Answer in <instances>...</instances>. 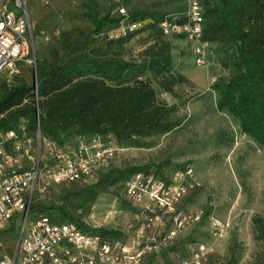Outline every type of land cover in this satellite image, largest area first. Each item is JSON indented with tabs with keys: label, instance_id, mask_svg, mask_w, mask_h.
<instances>
[{
	"label": "rangeland",
	"instance_id": "374dc122",
	"mask_svg": "<svg viewBox=\"0 0 264 264\" xmlns=\"http://www.w3.org/2000/svg\"><path fill=\"white\" fill-rule=\"evenodd\" d=\"M96 2L100 18L108 12L111 17H121L119 9L125 8L129 20L145 11L177 15L188 6L187 0ZM203 3L210 8L219 5L217 0H203ZM151 22L143 20V26L124 44L126 59L141 61L145 48L159 39L150 28ZM73 23L75 27L65 32L76 27L88 30L90 25L84 19H75ZM114 29L105 28L102 36L92 40L91 47L105 45L104 37ZM61 33L55 37L34 33L30 56L35 54L39 61L48 60V50L57 44ZM163 40L170 43L171 72L181 73L187 81L177 85L171 94L159 87V77L147 74L145 79L157 91L158 101L175 106L173 115L180 125L168 133L156 132L132 143L115 140L113 146L117 152L110 169L114 167L116 172L108 184L93 187L94 180L85 177L70 184H56L42 195L40 203L55 208L63 206L74 219L94 230L113 231L108 236L110 241H119L132 251L155 246L156 249L147 250L143 255L141 264H218L230 258L237 264H252L260 250L259 243L253 239L252 222L256 216L264 217V146L242 131L240 120L226 109L219 110L217 103L218 85L235 75L236 51L231 46L209 43L207 65L199 67L193 44L185 37L165 36ZM20 67L18 79L33 84V68L25 62ZM77 144L75 137L66 146L72 149ZM44 152L47 155L45 149ZM141 167L163 175L169 182L174 172L192 170L181 184L185 194L176 211L165 216L162 224L147 221L143 217L148 215L127 201L126 187L131 178L128 170ZM92 190L100 192L93 195ZM53 212L63 217L61 210ZM199 212L203 213L199 223L182 231L175 228L174 217ZM218 230L222 235L217 234ZM0 240L8 253H15L19 240L16 229L0 233ZM202 246L206 248L205 253L201 260L196 259Z\"/></svg>",
	"mask_w": 264,
	"mask_h": 264
},
{
	"label": "trees",
	"instance_id": "16d2710c",
	"mask_svg": "<svg viewBox=\"0 0 264 264\" xmlns=\"http://www.w3.org/2000/svg\"><path fill=\"white\" fill-rule=\"evenodd\" d=\"M204 7L203 40L211 44L231 46L235 75L220 91L218 109H226L240 120L241 129L264 146V0H217L218 6ZM84 19L94 25L86 32L82 28L61 33L52 45L48 60H37L38 100L34 84L15 79V84L2 82L0 86V129H9L21 120L31 132L36 131L37 111L43 137L59 147L71 138L97 134L113 135L117 142H135L140 137L156 132L168 133L178 127L174 118L175 106L158 101L157 91L145 79L147 74L159 77L158 85L166 93L187 81L184 75L171 72L170 43L160 30L168 14L147 11L134 14L132 21L152 20L150 28L158 34L154 43L145 48L141 61L125 58L124 44L134 34L111 40L105 45L91 47L95 37L102 36L108 26L117 28L123 17H111L108 12L100 18L95 0L83 4ZM140 17V18H137ZM184 38L183 35L177 36ZM160 38H162L160 40ZM132 176L145 167L128 170ZM116 172L114 167L99 176L93 187L106 185ZM122 172V171H118ZM100 190H92L98 195ZM35 211L45 212L60 222H77L93 234L110 236V230H94L74 219L63 206L34 205ZM61 210L63 217L54 214ZM253 239L260 250L252 264H264V217L256 216L252 222ZM217 264V263H215ZM218 264H237L233 258Z\"/></svg>",
	"mask_w": 264,
	"mask_h": 264
},
{
	"label": "built area",
	"instance_id": "2783aa9c",
	"mask_svg": "<svg viewBox=\"0 0 264 264\" xmlns=\"http://www.w3.org/2000/svg\"><path fill=\"white\" fill-rule=\"evenodd\" d=\"M28 4L29 0H0V80L9 86L19 77L21 63L33 69L36 65L35 54L30 56ZM187 5L183 13L166 15L160 30L164 36L183 35L193 44L197 65L205 67L209 42L203 40L204 7L200 0H187ZM119 12L123 19L109 33L111 40L143 26V20H129L125 8ZM34 95L38 100V83L34 84ZM38 111L36 131L31 132L24 120L0 129V233L16 229L19 238L14 254L8 253L0 240V264H141L143 255L155 246L132 251L119 241L111 242L108 236L84 230L77 222L56 221L33 209L42 205V195L56 184H70L84 177L98 182L117 152L114 136L102 134L77 137L78 144L72 149L70 145L59 147L41 134ZM191 174V169L176 171L169 182L161 174L135 173L127 182V201L148 215L143 217L147 221L162 224L165 216L176 211L185 194L181 184ZM202 214L174 217L175 228L182 231L199 223ZM205 250L202 246L196 259L201 260Z\"/></svg>",
	"mask_w": 264,
	"mask_h": 264
},
{
	"label": "crops",
	"instance_id": "0c3cea01",
	"mask_svg": "<svg viewBox=\"0 0 264 264\" xmlns=\"http://www.w3.org/2000/svg\"><path fill=\"white\" fill-rule=\"evenodd\" d=\"M83 2H87V0H29L28 10L32 24V39H34V33L37 36L47 35L55 37L56 34L64 33L67 29L75 27L73 23L75 19L78 21L79 19H84V8L80 6ZM88 24L91 25H87L89 27L88 30L86 28L82 29L87 32L93 31L94 25ZM108 28L110 29L111 26ZM111 31H108V33Z\"/></svg>",
	"mask_w": 264,
	"mask_h": 264
},
{
	"label": "water",
	"instance_id": "95a60500",
	"mask_svg": "<svg viewBox=\"0 0 264 264\" xmlns=\"http://www.w3.org/2000/svg\"><path fill=\"white\" fill-rule=\"evenodd\" d=\"M33 81H34V84L37 83V66H34V69H33Z\"/></svg>",
	"mask_w": 264,
	"mask_h": 264
}]
</instances>
